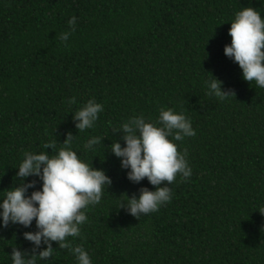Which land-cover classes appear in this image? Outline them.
<instances>
[{"label":"trees","instance_id":"trees-1","mask_svg":"<svg viewBox=\"0 0 264 264\" xmlns=\"http://www.w3.org/2000/svg\"><path fill=\"white\" fill-rule=\"evenodd\" d=\"M244 7L264 14V0H0V191L17 183L25 151L49 142L59 149L71 132L73 149L113 181L84 210L81 236L68 238L92 264H264V88L246 82L224 53ZM72 16L65 47L59 36L71 31ZM209 73L234 95L208 96ZM93 98L104 111L79 133L74 113ZM162 108L192 121L196 135L176 142L192 176H177L171 202L137 219L117 198L155 186L130 182L110 146H123L115 130L127 118L156 121ZM91 136L102 138L95 152L83 147ZM25 231H36L35 221L0 227V264H12V248L31 253ZM53 248L40 264H76Z\"/></svg>","mask_w":264,"mask_h":264},{"label":"clouds","instance_id":"clouds-1","mask_svg":"<svg viewBox=\"0 0 264 264\" xmlns=\"http://www.w3.org/2000/svg\"><path fill=\"white\" fill-rule=\"evenodd\" d=\"M264 14L252 7L241 8L230 22L228 35L231 43L224 48L225 55L237 63L243 79L252 85L264 88ZM71 31L61 33L59 40L69 47L68 41L76 31L77 17L68 21ZM204 81L206 94L220 100L233 96L224 91L223 82L211 73ZM69 103H76L73 97ZM104 106L95 98L89 99L74 113L75 127L79 133L92 129L99 120ZM123 146L115 140L110 151L120 159L127 179L140 184L145 178L155 191L144 187L139 196L133 194L118 199L119 210L125 209L140 219L143 215L155 213L171 202L172 189L169 187L179 176L181 182L192 176L187 152L178 151L177 141L196 135L192 121L173 108H162L156 121L143 114L133 115L120 125ZM76 136L68 132L59 149L56 142L43 145L45 151H25L16 168L17 183L8 190L0 191V227L11 225L30 229L35 221L36 231H25L24 239L33 247L31 253L12 248V264H40L50 260L56 251L53 242L60 249H66L76 259V264H92L89 252L82 245H74L68 238L81 236V227L87 222L85 209L100 204L104 188L113 181L102 169L86 163L73 149ZM102 143L99 136L89 137L84 149L95 152ZM53 149V154L48 153ZM36 178L31 179L30 178ZM164 182H167L164 184ZM38 184L40 187H38ZM164 184L163 187L161 185ZM30 190H32L30 192ZM264 214V209L260 211Z\"/></svg>","mask_w":264,"mask_h":264}]
</instances>
